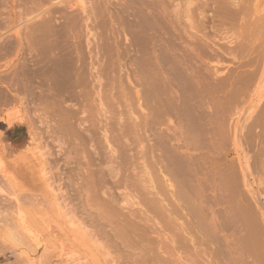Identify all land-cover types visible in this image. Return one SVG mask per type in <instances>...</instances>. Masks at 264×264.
Returning <instances> with one entry per match:
<instances>
[{
	"label": "bare ground",
	"instance_id": "1",
	"mask_svg": "<svg viewBox=\"0 0 264 264\" xmlns=\"http://www.w3.org/2000/svg\"><path fill=\"white\" fill-rule=\"evenodd\" d=\"M21 1L22 0H20V2ZM95 1H98V0H95ZM134 1H137V0H133L131 2L133 3ZM139 1L141 2V0ZM211 1H213V3L216 4L215 12L216 13L218 12L217 13L218 15H214V17L217 16L216 17L217 20H215L214 17H213V20H215V23L217 22V26L219 27V28L214 27L217 33L215 35L220 38L218 40L216 38H207V37H206L207 39L206 38L204 39L203 37L205 36V34H203L204 35L203 37L201 36L204 39V41L200 39V37H198L199 40L195 38L197 39L195 41H198V46L196 47V44L193 45L194 47H196L195 50H193L194 52L192 51V48L190 49L191 44L187 45L189 47L190 52H186L188 47L185 48V46H183L182 44L180 45L179 43L178 44L180 46H176L173 44L170 45L171 44L170 43L168 44L167 49L165 48V51L168 55H170V52L171 54L174 53L172 54L173 57L172 55H170L172 57L171 59H170V56L169 58L168 57L167 58L168 60L170 59L169 60L170 63L172 62L173 70L175 71V73L173 72V70L172 72L176 75V78L175 76L173 78H175L176 80L175 84L177 85V88H179L178 96L180 97H174V98H177L175 99L176 105L174 104L177 109L176 108H173V109L177 110L176 112L179 114V116L181 115L182 117L181 119L183 122V126L185 127V132H182V135L183 133L185 134V136L183 135V138H186L185 141L189 143V145L192 148H194L195 150H198L196 152L199 153V154L197 153L198 155H195L196 154L195 153L194 154L195 156L191 158L190 162L185 167L183 166L182 168L181 167L182 165H181L180 167L182 169L179 168L180 169L179 171H181V175L188 176V182L190 183L191 186H189V183H184L185 185L184 184L182 185L186 187L188 186L187 188L191 189L190 192L192 193L193 198L192 199L189 198L190 199L189 201L191 202H187L186 205L184 204V207H182L183 205H180V204L178 206H173L168 201L165 202L164 200L163 201L161 200L162 202H159V201L157 202L155 200V203H159L157 205H155L154 203V205L156 206L155 207L156 210H155L152 207L153 204L151 205L150 203H148L149 211L154 209L155 211L153 210V212L156 215L154 214L153 216H156L157 220L159 219L158 221L160 222L156 223L155 225H151V226L146 225V227L140 226L139 223L136 224L135 221L133 220L131 221L130 219L124 217L125 215L123 216L122 214L123 209L122 208L117 209L116 207L117 205L115 206L117 212H119V210L121 212H119L118 215H116V217L119 216L116 218L114 215L115 213H117L114 207L115 204L110 202V201H113L114 197L113 199H109L105 196L108 193L103 194L104 192L103 193L101 192L105 196L104 197L102 195L103 198H106L105 201H103L104 199L103 200L101 199V202L103 201L101 203L99 201V199L102 198L100 193L98 194V196L96 195V193L99 192V189L97 192L94 191L95 189L97 190V188H99L97 187L99 185L96 184L97 180L96 178L94 179V177L101 176L99 177L100 178L99 181L101 182V178L102 177L105 178L104 175L106 176L108 174L112 178L113 177L117 178L121 172V171L119 172V170L117 169L120 165L117 163H120L121 159L120 157H117L116 155L120 151L119 149H117L119 152L116 153L117 150L114 149L115 140L114 138L112 139V136H111V139H109L110 137H108V135L105 134V137H106L105 140H107V142L105 141L107 143L106 145L107 147L105 145L103 146L104 148L103 150L106 151V152L103 151L105 156L101 153V155L105 157L104 158L102 156L101 158V159L104 158L103 159L104 164L106 163L109 165L107 169H106V166H107L106 164L104 166L105 169L103 166L101 167L98 166L100 167V170L98 169L99 176H96L98 171L96 172V174H94L92 171L89 172L95 175L94 177H92L93 179L91 178L92 174L91 175L86 174L88 177L90 176L89 179L96 180V181H91L94 183L88 182L89 180L88 177L82 176L85 179H88L87 182L84 179L85 182L87 183V186H86V183L84 181L83 182L85 183L84 185L87 188L84 186L85 190L84 189L82 190H84L85 192L86 190L87 192L89 190L93 191V192L91 191L92 195L90 191L88 195L86 194L87 198L85 199H87L86 200L87 202L86 201L85 202L87 203V205L80 198V200H82L85 203L84 206L86 207H84L82 210H81L82 208L81 206L76 207L77 204L74 203L73 201L75 200L72 199V197L74 196L73 191L72 193H70L69 191L70 189L69 190L66 189L70 185L76 186L74 184H76L78 181L75 183L74 181L75 176L78 177L79 181L82 179V177L78 176V173L76 172H79V169L84 164H86V163H83L84 159L78 162V166L77 164H75L76 165L75 168H77L79 167L81 162L83 163V165L82 166L80 165L79 169L76 170V172L74 171L77 174L75 175L74 173L75 175L73 176L74 178H71L72 180L74 179L73 180L74 183L69 184V186H67L66 188H64L65 185L64 187H62L63 184H65V182L61 180L66 179V177L62 179L64 177L62 176L61 178L62 169L59 168L60 165L58 166V162H55V159H54L57 155L53 156L56 152L55 150H53V152H55L53 154L51 150L49 149V147H52L50 146L52 144L55 147L59 145L60 149L61 148L64 149L65 148L64 146L66 144L64 145L62 144V143H65L64 142L65 139H63L62 136L64 138L65 136H68L67 141L69 139V136L72 134H74L73 135L74 137H75V134L79 136V137L77 136L78 138L76 140H78L79 138L80 139L83 138L81 136L83 135L82 133H84L83 135L84 137H88V135L86 136V134L89 133V129L87 128L84 129V126L88 123L91 124L92 122V121L90 122L89 120L90 117L88 116H87L88 117L87 119L85 116V119H86V122H85V119H83L84 117L83 118L80 116L77 117L76 115L77 113H75L73 109L66 107L65 105L69 102V100L64 95H92V94L93 95H111L113 94V93H110L113 90L111 79H114V78H111L110 76H114L115 74V77H116L117 73H115L116 72L115 66H114L115 64L114 63L112 64L113 62L112 60H111L112 62L109 61L111 62V64H106V59L103 58L105 61H103L102 63L101 61L102 57L101 58L99 57L100 64L98 65L95 63L94 60H92L93 52H95L94 49L90 51L91 52V59H90L91 61L89 60L90 62H86L90 54L88 55L87 58H85L87 60L83 61L84 57H86L88 54L87 52H86L87 54L84 57L82 56L83 53L80 51L79 52L81 54H79V56H77L79 52H76V51L75 52L77 55L71 54L68 56L66 54H62L61 53L62 38L60 34L56 33L54 35H51V34H47L44 30H42L41 41L36 49V52H38V56H37L38 58L36 60L33 59L32 61L25 59L22 62L20 69H18V71L14 74L13 78H15L17 81V87H21L22 89L27 90L30 93H31V90H30L31 85L34 86L35 84H39L42 86L41 88H39V90L41 91L40 95H47L46 102L48 106V112L47 114H45V116H40L41 114L39 115L41 117V118L39 117L40 118L39 122L41 124L39 127L45 126L48 128L47 130L49 131L50 129V131L47 132L45 130H42V128L45 129V127H41V129L39 127H36L34 123V117L36 116V114H33L35 115L33 117L32 114L26 112L25 110H21L16 113H8V114L6 113L5 116H2L0 114V127H4V125L7 124L8 130H11L16 125V123L26 124L28 126L29 138L31 140V141L29 140V142L33 143L32 145L31 143H29L31 145L30 147L33 146L32 148H30L28 145V147L26 148V151L20 152L21 154L14 156L11 161L8 160V159H11L9 156L5 158L2 157L3 162L0 161V173H2L3 175V178L0 179V261L1 262L4 260L3 262L4 264H23V263L24 264L25 263L26 264H48L50 263V261H56V259H60L62 261V264H98L100 262L103 264V262H107V261H110L113 264H264V204H260L261 206L258 204L260 202L264 203L261 201V200H264V197H263L264 195L262 196V194H264V191H262L263 193L261 192V189L264 190V97H261L259 102L257 101L259 105L258 104L254 105L255 107H252L253 108L252 111L247 112L246 110L247 113L239 112L238 109L240 107L236 106L237 100L239 98H244L246 96L245 93L248 92L247 90L249 89V86L258 77V76L256 77L255 65H254V62L252 61L250 62L248 61L246 63L244 60H242V62L240 61L241 64L240 65L238 64L237 66V68L238 67L240 68L239 73H236L233 76L229 74L227 76L214 80L212 78L211 72H209V69L204 68L205 66L203 65V63L205 64L207 62H203L202 64H199V62L197 61V59H200V57H202L203 59L206 56V55L202 56L203 53H205L208 50L212 51L214 47L218 48V50L223 49V53L225 52L224 54L232 58L233 61L235 60L238 61L239 59L237 55L235 54V52H238V51L244 52V50L247 51V49H249L248 50L249 52L252 51V49L250 50L251 48L250 46H249L250 48L247 47L248 40H249V37H247V35L249 36L251 35L249 33L247 35L245 34L246 38L248 39L247 40L244 39L245 41L243 42L242 39H243L244 34L243 33H242L243 35L239 34V37L242 38L241 42L245 43L247 41L246 42L247 45H244L243 43L237 44V38L239 40V37L233 36L234 34L233 35L224 34V32L222 31L224 29H232L234 27L235 29L242 28V32H245V31L250 32V33L254 32L256 34H253V35H259L258 33L261 31L263 32V29H264V18H263L264 16L263 17L261 16L258 18H255V16H253L254 18L251 17L250 13L252 11L254 3L253 5H251L252 1L250 2V0H241L243 2L240 1L241 2L240 5L238 3H233L235 0L233 2L232 0H211ZM76 2L78 3L77 5L82 9V11L87 14V17H88L87 21L89 22V20L92 19L94 16H92L91 18L92 14L90 13L91 15H89V12L87 11L89 10V5L87 6V3L90 4L92 3V1L91 0H76ZM137 2L131 5L132 8L133 7L134 9L137 8V11L134 13V17L137 19L136 21H138L136 25V30H134L135 37L134 36L133 37L135 38V40L133 41L137 43L135 45H137L136 47H138L139 49L138 51H142L145 48H143L142 47L143 45H140V44L143 38H145L143 37L144 33L147 32V30L145 31V28L147 29L149 27L148 25H150L149 24L150 21H147V19L149 20H151L152 18L153 20L156 19L154 20L155 23L153 21L154 23L152 24V28H153V26L156 27L157 21L159 22V20H157L159 16L157 15L158 16L157 17V16H153V14L152 15L149 14V16L151 15V18H149L148 14H146L147 12L146 13L144 12L145 11L144 3H140V2L137 3ZM206 2H208V5H209V0H207ZM203 3L204 2H202V4ZM231 4H232V7L235 6V8L236 7L237 8L236 9L232 8L230 6ZM201 5L198 6V8H200ZM93 6L95 7L94 3H93ZM98 6H101V5L99 4ZM206 6L207 4L206 5L203 4L202 9L209 7V6L208 7ZM148 7H150V2H149ZM196 7L197 6L195 5V8ZM96 8H94V10ZM125 8L130 9V8H127V6ZM27 9L29 8L27 7ZM134 9L132 10L135 11ZM94 10L91 9L92 12ZM41 11H39L38 14H40ZM98 11L97 9L95 10V12L97 13ZM160 16L162 15L160 14ZM239 18L242 19V23H240L241 25L239 24V22H241ZM36 19L34 18V20ZM163 19H166V18L163 17ZM96 23L98 24L99 22H96ZM215 23L213 22V26ZM235 24H237V26H235ZM201 25L202 24H200V27L202 28L203 26ZM228 25H230V27L227 28ZM159 29H161V27ZM159 29L157 31H159ZM37 30H40V27H38ZM155 30L156 29L153 30L154 33L157 32V31L155 32ZM2 36L4 35H1L0 39L3 38ZM91 37L96 39L95 34L92 35ZM119 37H122V36H120L119 34ZM258 37L260 38V36ZM258 37L254 36V39L255 38L259 39ZM93 38H92V41L86 39L89 45L93 44L92 42H94V44L96 43ZM103 38H101V41H103L102 40ZM251 38H253V36H251ZM254 39L250 40L252 41V44L256 41V40L253 41ZM261 39L263 41L264 38L261 36ZM106 40H108V38ZM106 40L103 42V44L104 43L106 44ZM112 40L114 41L115 38ZM201 40H202V43H201ZM101 41H99V43ZM170 41L172 40H169V42ZM99 43L95 44L97 48V53L98 52L100 53V50H98L99 49L98 46H100V49L101 47L102 49L104 48L103 46H101L102 42L100 43V45L97 46V44ZM112 43L113 42L111 41L110 45ZM133 44L132 45L130 44V45L134 46ZM260 44L258 43L257 45L260 46ZM82 45H85V44H82ZM82 45H79L80 49L82 50L88 47L87 46L88 44L86 45V47L84 46V48H82ZM95 45L93 47H95ZM112 45L110 46L111 48H112ZM262 45L263 44H261V46ZM106 46H108V44H106ZM182 46L186 50H183ZM245 46L247 47V49H244ZM2 47H3V43H0V48ZM241 49H244V50H241ZM147 50L149 51V49ZM110 54H113V52H111ZM216 54L217 52L215 53V55ZM208 55H210V53ZM250 55L251 56L249 57H252V54ZM246 57H245V60H246ZM167 58H166L165 64H167L168 62ZM108 59L109 58H107V60ZM163 59H165V57ZM249 59L253 60L254 58L253 59L249 58ZM160 60H162V57ZM159 61H158V64H159ZM164 61L165 60H163L162 62L164 63ZM243 61L245 63H243ZM254 61L257 62V59H255ZM193 65L194 66L199 65L198 66L199 69L195 70L194 69L195 67H194L193 68L194 70H193L192 69ZM202 65L204 67H202ZM260 65L258 66L261 67ZM171 66L169 68L170 70L168 71H171ZM259 69L261 70V68ZM113 72L114 74L112 75ZM154 74H155V71H154ZM172 74L170 76H172ZM157 75H159V72ZM163 75H162V78H164ZM215 76H216L215 78H217V75ZM108 77L111 78L110 82H107L109 80ZM232 77L234 78V80H232L233 79ZM207 78L210 80L212 78L213 81H209L207 80ZM19 89L15 90V88L14 89L9 88L8 91L1 90L0 99L4 103H7V101H10L13 99V97L12 96L10 97L8 94L14 93L13 91H16V94H17ZM109 90L111 91L109 92ZM152 91L156 92L155 90H152ZM170 91H173V90H170ZM175 92L177 93V90ZM153 94L155 95V93ZM245 99L246 97L244 98V100ZM15 101H18V98H16ZM244 102L246 103V101ZM172 103H174V101ZM20 104H23L22 100L20 101ZM162 108L163 106L161 107V109ZM165 111L166 110H164V113ZM104 116L103 118H105ZM98 117H96L97 120L95 119V117L93 119L98 121ZM100 118H102L101 115H100ZM80 119L82 120V122L80 121ZM107 119L109 120V118ZM95 120L94 122H96ZM112 120L113 119H111V122ZM76 123L78 127L80 128V130H82L83 128L84 131L87 130L88 132H80V130L76 127ZM98 123L99 122H96L95 125H97ZM109 123H110V120H109ZM80 124H83L84 126L82 125L79 126ZM111 125L109 124L110 130H111V127L113 126ZM51 126L54 128H51ZM92 127L94 128V125ZM92 127L90 129H92ZM77 129L79 130V132L77 131ZM106 130L107 131L109 130L107 129V125H106L105 131ZM110 130H109V134L112 131ZM44 131L46 132V136L44 135L46 138H47V134L48 135L50 134L48 138L49 137L51 138V143H50V140H48V138L47 139L45 138L43 140L44 136H42L43 134L42 132ZM103 132H102V135L104 136L105 132L104 133ZM113 132L114 131H112L111 133ZM99 133H101V130L98 131L97 133V136L101 138L100 136L101 134L98 135ZM89 135H92V133ZM94 135H92V139H98L99 141V138H96V137L93 138ZM0 138L3 139L2 135H0ZM62 139H63V142L61 143ZM86 139L88 140V138ZM45 140H48V142L45 143ZM102 140H104V138H102ZM102 140H100V143L105 144V142ZM108 140H114L113 143L111 142L112 144H114V146ZM116 140H118V138ZM75 141H71V142H75ZM53 142L57 143V145H54ZM115 142H117L119 145V141H115ZM120 142L121 144L118 146L119 148L122 146V143H123L122 139ZM68 143H70V139ZM76 143L75 144L70 143V144L76 145ZM78 143H83V141L78 142ZM244 143L247 144L248 147L254 146L255 148V149H252L254 151L253 153L254 157L252 155L251 156L254 158V160L251 162H250V158L252 157H250L249 156L250 154H248L249 150L247 151L248 153L246 152L244 148L245 146L243 145ZM82 145L79 144L77 146H82ZM85 146L87 145L85 144ZM91 147L88 149L89 150L88 152H92L95 149L99 151V148L97 147L91 148ZM125 147L126 145L124 144V148ZM0 149H1V153H4V150L6 152L7 150L6 148H0ZM8 149L11 150L10 146L8 147ZM62 149L61 151L64 153L65 150L63 151ZM90 149H92V151H90ZM67 150L65 151V154ZM79 152L81 151H78V153ZM86 152H87V149H86ZM88 152L87 154H89ZM94 152L95 151H93V153ZM121 152L119 153L120 156L123 155V152L122 153ZM126 152L124 151V153ZM83 154L84 153H81L80 155H83ZM60 155H62V153ZM69 155L67 156L69 157ZM78 155L79 154H77L76 156L78 157ZM94 156H95V153H94ZM57 157H56V160H59L58 159L59 157L58 158ZM167 157L169 156L167 155ZM171 157L172 158L168 159L167 162L169 163V165H171L170 167L171 171L174 174H178L179 171L177 169V165L179 164V162L180 163L182 162L181 161L177 162L175 161L177 160L175 159V157L173 156ZM79 158L81 159L82 157L80 156ZM116 158L120 159V160H117V163H116ZM71 160L72 159H70V162L69 161L65 162V164L71 163V162L74 163L73 162L74 159L72 161ZM75 160H78V159H75ZM87 160L88 159H86V162L89 161ZM94 161L96 160L94 159ZM123 161L122 163L126 165V163H124ZM176 162L178 164H176ZM90 163H91V169L95 168L93 167L95 166V164H92L94 162H90ZM115 163L116 165H118L117 167L116 165H114ZM252 163H256L255 164L256 167ZM110 164H111V167H110ZM250 164L254 165V168ZM89 165L90 164L87 163L86 167H89ZM70 166L71 165L69 164L67 165V168H64V169H68V168L70 169ZM86 167L84 168L87 169ZM122 167L120 166L119 168H122ZM56 168L58 169V171L61 170V173L53 172ZM82 169L83 167L81 168V170ZM68 171L72 172L70 170ZM116 171L119 172V174L116 173ZM64 173H67V172L64 171L62 174ZM86 173H88V171H86ZM124 173L126 174V171ZM115 174L116 175L118 174V176H116ZM259 176L260 177L262 176L261 178L263 179V182ZM110 177H107V178L112 179ZM103 178H102V182H104ZM115 178H113L114 181H116ZM254 178H256L257 180L261 179L260 181H258L260 183L258 184H256L257 182L255 183L256 185L260 186V188L258 189L254 188L253 186L255 185L253 181ZM72 180L70 182H72ZM106 180H105V185L110 183V182L106 183ZM81 183L82 182H80V184ZM90 183L93 185H91ZM118 183L116 185L120 184ZM123 183L124 181H122V184ZM78 184L77 186L80 185ZM94 184L95 186L97 185L96 186L97 188L94 186ZM101 184L102 183H100V185ZM137 184H135V186ZM72 186L70 187L72 188ZM24 188L27 191H24L25 190ZM63 188L65 189V191L63 190ZM79 189H81L80 186H79ZM117 189L118 188H116L115 186L116 191ZM78 190L75 189L74 191L80 192V190L79 191ZM82 190L81 192L84 193V191ZM106 190L110 191L108 189ZM210 190H214V192L216 193V196H214L212 200L217 204L222 203L221 205L223 206L221 210H219L218 212H215L214 214L215 217L211 218V221L212 223H214V226L217 227V225H219L220 226L219 228L221 229L223 228L225 230L226 236L224 237V239H221V237L219 238V236H216L217 233H215L214 235L215 237L211 238L212 239L211 240L209 236V234L211 233H209V228H207L205 224L207 220L205 208L207 204H209V200H210L209 197H207V193ZM137 191H138L137 193H139V190ZM113 192H114V189H113ZM125 192H128V191H125ZM66 193L68 195H66ZM69 194L73 196L71 197V195ZM76 194H75L76 195L75 199L78 200L79 195L81 194L79 193H76ZM94 194L95 196H97V197L94 196L95 198H97L95 200L94 198L93 199L90 198V197H93ZM144 194L146 195V193ZM185 194L188 195L189 192H186L185 190H183V192H181V195L184 197L186 196ZM110 195H113V194L110 193ZM156 195H158V193ZM67 196L71 197V199L69 198L70 202ZM124 196L122 197L124 198ZM130 197L126 195L125 200H123L124 202L126 201L125 204L128 205L127 209L126 208L124 209V211L126 212L127 210L130 209V206H133L136 204L135 203L136 201L133 202V200H131ZM116 199H119V197H117ZM80 200H78L79 202L78 201L76 202L80 204L83 203L82 201L80 202ZM91 200L95 201L93 202L94 204L91 203L92 202ZM117 201L119 200H116V202ZM153 201L154 199L151 202L153 203ZM254 201L256 203H254ZM96 202H98V205H95ZM99 202L101 203V205L99 204ZM145 203L146 201L144 202V204ZM253 203L256 204L255 205L256 208ZM125 204L122 203L121 205L125 206ZM257 204L260 206L259 208ZM140 205L141 203L138 206L140 207ZM181 208H183L184 210H181ZM139 213L140 211L138 212V214ZM191 213H193L194 215V221L198 223V225L200 226V228L197 231L193 229L192 223L188 219ZM125 214L126 216L128 215V213H125ZM133 215L134 214L132 213V216ZM136 215L137 213L135 214V216ZM120 216L122 218H120ZM181 219H183V221L179 222V220ZM59 235H62L60 237H65V236L66 237L60 238ZM211 241L213 242V245H215L214 251H211L208 248V245ZM78 251H83L85 255L81 252L84 256L81 253L78 256L77 255ZM113 252H116L117 254L113 255ZM88 254L94 257L90 256L91 259H87L89 257ZM84 258H85V261H84Z\"/></svg>",
	"mask_w": 264,
	"mask_h": 264
},
{
	"label": "rangeland",
	"instance_id": "2",
	"mask_svg": "<svg viewBox=\"0 0 264 264\" xmlns=\"http://www.w3.org/2000/svg\"><path fill=\"white\" fill-rule=\"evenodd\" d=\"M91 1H92V3H90L91 5L87 3V6L89 5V10H87V11L89 12V15L92 14L91 18H92V16H94V17L92 19H90L88 22L87 21L88 20L87 14L84 13L82 11V9L77 5L78 3L76 2V0H22L21 2H20V0H0V36L4 35V36H2L3 38L0 39V43H3V47L0 48V91L1 90L8 91L9 88H13V89L15 88V90L21 88V87H17V81L15 78H13L14 74L18 71V69H20L22 62L25 59L32 61L33 59L36 60L38 58L37 57L38 52H36V49H37V47L41 41L42 30H44L47 34H51V35H54L56 33L60 34V36L62 38V41H61V53L62 54H66L68 56L71 54L77 55L76 52L80 51L83 53L82 56L84 57L88 53L87 56L84 57L83 61H86L87 59H85V58H87L88 55L90 54L88 57V60L86 61V62H90L91 61L90 60L91 59V52L90 51L94 49L95 52L92 51L93 52L92 60H94L97 65L100 64L99 57L100 58L102 57V60H101L102 63H103V61H105L104 59H106V64H111V62L113 61L112 64L113 63L115 64L114 66H115V71H116V72L115 71L114 72L117 73L116 74L117 76L115 77V74L113 72L112 75L114 74V76H110V77L114 78V79H111L110 77H108L109 80L107 81V82H110V79H111V84L113 86V90H112L113 92L111 90H109V92L111 91L110 93H113V94H111V95H93V94L92 95H64L69 100V102L65 106L70 108V109H73V111L75 113H77L76 114L77 117L78 116H80L82 118L84 117L83 119H85V116H86V119L88 117H90L89 120H90V122L92 121L91 122L92 125L88 122H87L88 124H86L85 126L83 124L79 125V126H81V125L84 126V129H86V128L89 129V133L88 134L85 133L86 136L88 135V137H84L83 136L84 133H82L83 135L80 134L83 138L82 139L79 138V139L82 140L83 143H78V142H82V141H80L79 139L76 140L79 137L77 134H75L76 138L73 136L74 134L69 136L70 143L75 144L77 142L76 145H72V144L68 143V141H69V139L67 141L68 136H65V138L62 136V138L67 141L66 142L64 140L65 143H62L63 139L61 141V143L63 145L66 144L64 146L65 148L64 149L61 148V149L63 151L64 150L66 151L68 149L66 154H65V151H64V153L61 151L59 145L55 147L52 144L51 145L49 144L50 146H52V147H49L51 152L53 154L56 152L53 156L57 155L59 157L58 158L56 156L59 160H56V157L55 158L53 157L55 159V162H58V166L60 165L59 168L62 169V173L64 171H66L67 173L62 174L61 170L58 171L57 168L53 172H56V173L60 172L61 178H62V176H64L62 179H64L66 177V179L61 180V181L65 182V184H63V182H62V184H63L62 187H64V185H65L64 188L69 186V184L74 183L73 182L74 179L72 180L71 178H74L73 176L77 175L76 173H78V176H80V177H82V176L88 177L86 174L91 175L92 173H89L91 171L94 174H96L98 169L100 170V167L101 166L104 167L106 164V163L104 164V162H103V159L105 158L104 152H106L103 150L104 149L103 146L107 145V143H106L107 140H105V138H106L105 134L108 135V137H110L109 139H111V136H112V139L114 138L115 141H119V145L121 144L120 141L122 139L123 143L127 147V148L125 147L126 149L124 148L123 143H122V146L119 148L118 147L119 145L117 142H115L114 140H108L110 143L111 142L113 143V141H114L115 146H114V144L111 143L114 146V149H116V150L119 149L120 152L124 149L122 151L123 155L127 154L126 157H125V155H124V157H123V155H121L123 158L122 159L120 154H119L120 152L118 150L117 151L115 150L116 153L119 152L116 155H117V157H120V159H121V162L118 161L120 163H117V160H120V159L116 158V163L120 164L119 167L120 166L122 167L124 165L122 167L123 169L119 168V167L117 168L119 170V172L121 171L119 176H118L119 172H117L118 170L115 168L117 170L116 173H118L117 175L116 174L115 175L118 177L117 178L113 177V178H115L116 181H114V179L107 174L106 176L110 177L112 179H109L104 175L105 178L102 177L104 182H102V178H101V182H100L99 177H101V176L98 175V173H99V171H98L96 176H99V177H94L95 176L94 174L91 175V178L94 177V179L96 178L97 181L92 180L93 178L89 179L90 176L88 177V179L90 181L88 179H85L84 177H82V179H83V180L81 179L82 181L81 180L79 181L78 177L75 176V180H74L75 183L78 181L76 184H74L76 186L70 185V186H72L73 190L70 186L67 187L66 189L67 190L70 189L69 190L70 193H72V191H73L74 196L71 194H69V195H71V197L73 196L72 199L75 200V201H73L74 203H76L77 205L79 204L78 206L76 205V207L81 206L82 207L81 210H82L84 207H86V206H84L85 203L87 202L86 201L87 199H85V198H87V195L90 191L89 190L87 192V190H86L87 193L84 191L85 190L84 184L87 182V180H88V182L96 181L97 182L96 184L99 185V186H97V185L96 186L99 188H97L94 184V186L97 188V190L96 189L95 190L93 189V190L97 192L99 189V192L96 193V195L98 196V194L100 193V195L102 197L99 199L100 202H101V199L102 200L104 199L103 201H105L106 198H103V196H104L103 194L108 193L107 194L108 196L107 195H105V196L109 199H113V197H114V199H115V200L113 199L114 202L110 201L109 199L108 200L115 204L114 207L117 205L116 206L117 209H120V208L123 209L122 214H123V216L125 215L124 217L130 219L131 221L132 220L135 221L136 224L139 223V225L143 226V227L144 226L146 227V225L147 226L155 225L156 223L160 222V221H158L159 219L157 220L156 216H153L155 214L153 212V210L156 207L155 205L159 204V203H155V200L157 202L158 201L162 202L163 200L165 202L168 201L173 206H178L180 204V205H183L182 207H184V204L186 205L187 202H191V201H189L190 199L193 198L192 193L190 192L191 189L190 188L188 189L187 188L188 186L187 187L184 186L185 185L184 183H189L188 182V176L181 175V171H179V170L182 169L183 166L185 167L190 162V160L193 156L199 154L198 152H196L198 150H195L194 148H192L189 145V143H187L185 141L186 138H183V135L185 136V134L183 133V135H182V132H185V127L183 126V122L181 119L182 117H181V115L179 116V114L176 112L177 110L173 109V108H176L175 107V105H176L175 99H177L174 97H180V96H178V91H179L178 89L179 88H177V85L175 84L176 83V80H175L176 75L174 74L175 71L173 70L172 62L170 63V61H169L173 57L172 54H174V53L171 54V52H170V55H172V57H171L170 55H168L166 53L165 48L167 49V46L170 43H171L170 45L173 44L176 46H180L182 44L183 46H185V48L188 47L187 45L191 44L190 49L192 48V51H193L198 46V41H195L197 39L199 40L198 37H200V39H202L203 41L206 37L207 38H216L218 40L220 37H217L215 35L217 33H216V30L214 29V27H218L217 22L215 23V20H217L216 19L217 16L214 17V15H218L217 14L218 12L217 13L215 12L216 4H214L213 1H211V0H209V5H208V2H206L207 0L206 1L205 0H156V1L155 0H146V1L144 0L145 2L143 0H141V2L139 0H137L138 2L134 1L133 3H135V2L144 3V5H145V9H144L145 11L144 12L145 13L147 12L146 14H148V16H149V14H151V15L153 14V16L158 15L159 18L162 17L160 19L157 18L158 16L156 17L157 20H159V22L157 21V25L156 24L155 25L158 29L161 27V29H159V31H157L158 29L155 26H153V28H152V24L155 23L154 20H156V19H154V20H153V18L151 20L147 19V21H150V23H149L150 25H148L149 27L147 29L145 28V31L147 30V32H145L143 35V37H145V38H143V40L144 39L145 40L144 41L142 40L141 44H140V45H143L142 47L145 49H143L142 51H138L139 49H138V47H136L137 45H135L137 43H135V41H133V40H135L134 30H136V25L138 22V21H136L137 19L134 17V13L137 11V8L134 9V7L132 8V6H131L133 4L131 1H133V0H131V1L130 0H98V1L94 0L96 2V4L93 0H91ZM233 1L234 0H232V2ZM236 1H238V2H236ZM240 1L241 0H235L233 3H238L240 5L241 2H243V1H241V2ZM251 1H252L251 5H253V3H254L253 8L255 7L254 9L252 8V11L250 13L251 17H253V16H255V18H258L261 16L263 17L264 16V0H250V2ZM149 2H150V7H148ZM202 2H204L203 3L204 5L207 4L206 7H208V6L209 7L204 8L205 10L202 9L203 8ZM93 3L95 5V7L93 6ZM98 3L102 7L98 6L99 5ZM255 3H257V4H255ZM199 4L200 5L202 4L200 8H198V6H200ZM25 5H26V7H25ZM195 5L197 6L196 8H195ZM91 6H92V8H91ZM96 6H97V8H96ZM126 6H127V8H130V9H126L125 8ZM151 6L154 8H152ZM230 6L232 7V4ZM27 7L29 9H27ZM94 8H96L97 11L99 10L100 12L99 11H98V13L95 12L96 9L94 10ZM232 8L236 9L237 7L235 8V6H234ZM91 9L94 10L93 12L96 13L98 16L96 14H94L91 11ZM124 9H126V10H124ZM132 9H134L135 11H133ZM201 10H202V12H201ZM39 11H41L40 14H38ZM154 13H155V15H154ZM41 14L43 15V17ZM160 14L162 16H160ZM151 15L149 16V18H151ZM39 17H40V19H39ZM163 17L166 19H163ZM204 17H206V18H204ZM213 17L215 20H213ZM34 18L35 19L38 18V19L34 20ZM239 19L241 21V22H239V24H240V23H242V19L241 18H239ZM32 20H34V21H32ZM99 20H101V21H99ZM94 21L99 22V23L97 24ZM153 21H154V23H153ZM203 21H204V23H203ZM32 22L33 23L35 22L36 24L35 23L33 24ZM213 22L215 23L214 26H213ZM158 23L161 24L162 26L159 25ZM200 24H202L201 25V26H203L202 28L200 27ZM158 25H159V27H158ZM235 26H237V24H235ZM38 27H40V30H37ZM228 27H230V25H228L227 28ZM233 28L232 29H224L222 32H224V34H227V35H233L234 34L233 36H237V37H239V34H241V35L244 34L243 39L239 37V40H238V38L236 37L237 38V44L238 43L242 44L245 40H247L248 38H246L245 34L247 35L249 33L251 36H253V38H251V36L247 35V37H249L247 47L250 46L251 48L250 47L249 48H250V50L252 49V51L249 52L248 51L249 49H247V47L245 46L246 48L244 47V49H247V51H245L244 49H241V50H244V52L243 51L235 52V54L237 55L239 60L233 61L232 58H230L226 54H224L225 52L223 53V49L218 50V48L214 47L213 49H214V51L216 50L215 52L213 51V49H212V51L208 50L209 52L203 51L205 53H203L202 56L206 55L205 56L206 58L204 57L202 59V57H200V59H197V61L199 62V64H202L203 62H207L205 64L203 63V65L205 67L203 65H202V67L209 69V72H211L212 78L214 80L218 79V78H222V77L227 76L229 74H231V76H233L234 74L239 73L240 68L239 67L237 68V66H238V64L239 65L241 64L242 60H244L246 63L248 61L254 62L255 70H256V77L257 76L258 77L257 78L255 77L256 79L251 84L252 86L250 85L249 89L247 90L248 92L245 93L246 99L244 100L245 97L239 98L236 102V104H237L236 106L240 107L239 109L237 107L239 112H246V110H247V112H250L253 109L252 107H255L254 105L258 104L257 101L259 102L261 97H264V92H263L264 91V82H263V80H264V57H263L264 56V39H263V41L261 39V36L264 38V35H263L264 29H263V32L261 31L258 33L259 35H253L256 33H254V32L250 33V32H246V31L242 32V28H240V29H238V28L233 29ZM154 29H156L155 32L157 31L158 33L157 32L154 33V31H153ZM8 30H9V32H8ZM239 30H241V31H239ZM132 31H133V33H132ZM146 33H147V35H146ZM261 33H263V34H261ZM94 34L96 36V39L91 37ZM100 34H101V36H100ZM119 34L122 37H119ZM203 34H205V36ZM99 36H100V38H99ZM103 36H104V38H103ZM201 36L202 37L204 36L203 37L204 39ZM254 36L255 37L260 36V38L258 37L259 39H256V38L254 39ZM92 38L94 39V41L96 43H99V41H101V38H103L102 39L103 41H101L102 44L108 38V40H106V44H108V46H106L105 43L103 45L101 44V46L104 47L103 48L104 50L102 49V47L100 49V46H98V45H100V43H101L100 42L99 44H97V46L99 47L98 50H100V53L99 52L97 53V48L95 45L96 43L94 44V42H92L93 44H91L92 45L91 46L86 41V39L92 41ZM114 38H115V40L113 41L112 39H114ZM195 38H197V39H195ZM241 39L243 40V42H241ZM252 39H254L253 41L256 40L253 44H252V41H250ZM169 40H172V41L169 42ZM202 40H201V43H202ZM258 40H259V42H258ZM111 41L113 42L112 43L113 45L111 44L112 48L110 47ZM193 41H195L197 43H195ZM133 42H134V44H133ZM246 42L243 44L247 45ZM249 42H251V43H249ZM260 42H261V44H263L262 46H261ZM258 43L260 44V46L257 45ZM82 44H85V45H82ZM120 44H121V46H120ZM130 44L131 45L133 44L134 46H131ZM195 44H196V47L193 46ZM79 45H82V48H84V46L86 47V45L88 47L82 50V49H80ZM94 45H95V47H93ZM114 45H115V47H114ZM199 46H200V44H199ZM89 47H91V48H89ZM211 47H210V49H211ZM253 47H255V48H253ZM258 48H259V50H258ZM147 49H149V51ZM182 49L186 50V49H184V47ZM80 52L78 53L77 56H79V54H81ZM111 52H113L114 55L110 54ZM186 52H190L189 47L187 48ZM216 52H217V54L215 55ZM107 53L109 56L107 55ZM209 53H210V55H208ZM243 54H245L247 57ZM250 54H252V57H249V56H251ZM253 55H254V57H253ZM94 56H95V58H94ZM169 56H170V59L168 60ZM200 56H201V54H200ZM255 56H257V57H255ZM161 57H162V60H160ZM164 57H165V59H163ZM245 57H246L247 61L245 60ZM107 58H109V59L111 58V59L107 60ZM166 58L168 61L167 64H165ZM249 58H251V59L254 58V59L250 60ZM255 59H257V62L254 61ZM163 60H165L164 63L162 62ZM109 61H111V62H109ZM158 61H159V64H158ZM244 61H243V63H245ZM206 64H207V66H206ZM258 65H260L261 67H259ZM170 66H171V71H168V70H170L169 69ZM198 66L199 65H196V66L193 65L192 69L195 67L194 69L198 70L199 69ZM259 68H261L262 71ZM257 69H259V70H257ZM172 70L174 73L172 72ZM154 71H155V74H154ZM158 72H159V75H157ZM161 72H162V74H161ZM171 74H172V76H170ZM261 74H263V75H261ZM162 75L164 78H162ZM215 75H217V78H215L216 77ZM168 76H170V77H168ZM174 76H175V78H173ZM168 78H170L171 80ZM212 78H211V80L207 78V80L213 81ZM260 78H262V79H260ZM161 80L164 82H162ZM232 80H234V78ZM259 82L262 85H260ZM41 87L42 86L39 84H35L34 86L31 85V88H30L31 93L27 90L22 89V88L18 90L17 94H16V91H13L14 93L8 92L9 93L8 95L10 97L12 96L13 99L10 101H7V103H4L0 99V114L2 116H5L6 113L7 114L8 113H16V112H19L21 110H25L26 112L32 114L33 117L35 116L33 114H36V116L34 117V123H35L36 127H39L41 125L39 122L40 121L39 119L41 118L40 116H45V114H47V112H48V106H47V102H46V96L47 95H40L41 91L39 90V88H41ZM151 88H152V90H155L156 92L152 91ZM175 89L177 90V93L175 92L176 91ZM170 90H173V91H170ZM152 92L155 93V95ZM14 94H16V95H14ZM16 98H18V101H15ZM21 100L23 101V104H20ZM243 100L246 101V103ZM173 101H174V103H172ZM162 106H163V108L161 109ZM249 109H251V110H249ZM164 110H166L165 113H164ZM83 112H84V114H83ZM104 114H105V116H104ZM100 115L102 116V118H100ZM103 116L105 118L106 117L109 118L110 123H109V120L107 118L106 119L103 118ZM94 117L96 120H97L96 117H98V121L93 119ZM81 119H80V121L82 122ZM86 119H85V122H86ZM111 119H113L112 122H111ZM77 120H79V119H77ZM89 120H87V121H89ZM94 120L96 122H99V123L97 125H95L96 122H94ZM80 121H78V122H80ZM77 123H76V127L80 130ZM111 123L113 126L111 125ZM52 124H54V123H52ZM109 124L112 126L111 130L114 131L113 133H111L112 131L109 128L110 127ZM87 125H88V127H87ZM93 125H94V128L92 127ZM106 125H107V129H109L111 131L110 134H109V130L108 131L106 130L108 132V134L105 131ZM90 126L92 127V129H90L91 128ZM99 126H100V128H99ZM41 127H45V126H41ZM41 127H39V128L41 129ZM51 128H54V127L51 126ZM47 129H48L47 127H45V129L42 128V130L49 132L50 129H49V131ZM78 129H77V131L79 132ZM100 130H101V133H99L98 135L101 134L100 135L101 138L97 136V133ZM45 131L42 132L43 133L42 136H44V135L46 136ZM90 131H91L92 135L95 134L93 136V138H95V137L99 138V141H98V139H92V135H89V134H91ZM96 131H97V133H96ZM80 132H88V131L87 130L84 131L82 128V130H80ZM102 132L104 133V136L102 135ZM0 135H2V137H3V139L0 138V148H6L7 149L6 152L4 150V153H1V149H0V161L1 162H3L2 157L5 158L7 156H9L11 158V159H8L9 161H11L14 156H16L18 154L20 155L21 154L20 152L26 151V148L28 147V145L30 147L33 144V143L29 142L30 138H29V133H28V126L26 124L16 123V125L11 130H8V125L5 124L4 127H0ZM45 136L43 137V140L46 138ZM48 136H50V134L49 135L47 134V138H48ZM70 137L71 138L74 137V138H72V140H71ZM123 137H125V138H123ZM139 137H141V138H139ZM49 138H48V140H50V143H51V138L50 139ZM86 138H88V140ZM102 138H104V140H102ZM117 138H118V140H116ZM83 139L84 140L86 139L85 140L86 142ZM48 140H45V143H47ZM100 140H102L104 142L106 141L105 144H101ZM71 141H75V142H71ZM92 141H94V142H92ZM29 143H31V145ZM67 143L70 145V147ZM53 144L57 145V143H54V142H53ZM79 144L80 145L84 144V145L77 146ZM85 144L88 146V148H87V146H85ZM99 145H101V146H99ZM243 145L245 146L244 148H245L246 152L249 150V153L247 152L248 154H250L249 156L254 157V154H253L254 151L252 150V149H255L254 146L248 147L247 144H245V143ZM9 146H10L11 150L8 149ZM91 146L95 147V148L96 147L99 148V151L97 149L93 150V151H95L94 153H95L96 157L94 156L92 149H90V151H92V152H88L89 151L88 149ZM32 147H30V148H32ZM81 147H83V148H81ZM85 148L87 149V152L89 154H87ZM121 148H123V149H121ZM84 149H85V151H84ZM193 149H194V151H193ZM53 150H55V152H53ZM78 151H81V152L78 153ZM124 151L125 152L127 151V152L124 153ZM61 153H62V155H60ZM81 153H84V154L80 155ZM98 153H100V154H98ZM101 153L104 156L101 155ZM77 154H79L78 157L76 156ZM67 155H69V157ZM88 155H90V156H88ZM91 155L94 157H92ZM98 155H99V157H98ZM167 155L169 157H167ZM80 156L82 157L81 159L79 158ZM102 156L104 157L103 159H101ZM171 156H173V157H175V159H177L175 161H177V162L181 161L182 162V163L179 162V164L176 162V164H178L177 165V169L179 171L178 174H174L171 171V168H170L171 165H169V163L167 162L168 159L172 158ZM61 157H63V158H61ZM90 157L92 159L94 158L96 161H94V159L92 160ZM253 157L250 158V162L254 160ZM89 158H90V160H89ZM124 158H126V159H124ZM70 159H72V160L74 159L73 160L74 163L71 162V163L65 164V162H68V161L70 162ZM75 159H78V160H75ZM83 159L85 160V162ZM86 159H88L89 161L87 160L88 162H86ZM80 160L81 161L83 160V163L90 164L89 165L90 168L86 167V164L83 165L82 162L80 163L81 166L83 165L82 170H81L82 167L79 169L80 165H79V167L75 168L76 167L75 164H77V166H78V162H80ZM123 160H125V161H123ZM122 161L124 163H126V165L123 164ZM90 162H94L92 164H95V166L92 165L93 167H95V168H92L93 170L95 169L94 171L91 169V163ZM99 162L101 163V165ZM61 163L65 166H63ZM116 163L114 165H116ZM69 164L71 165L70 169L69 168L64 169V168H67V165H69ZM72 164H74V165H72ZM252 164L255 165L256 163H252ZM252 164H250V165H252ZM106 165H107L106 166V169H107V167L109 165L108 164H106ZM254 165H252L253 168H254ZM98 166H100V167H98ZM117 166L118 165H116V167ZM84 167H86L87 169L89 168V169L87 170ZM110 167H111V164H110ZM255 167H256V165H255ZM72 168H73V170H72ZM96 168H97V170H96ZM78 169H79V172H76V170H78ZM104 169H105V167H104ZM68 170H70L72 172H69ZM86 171H88V173H86ZM125 171H126V174L124 173ZM80 172H81V174L82 173L83 174L85 173V174L81 175ZM74 173H75V175H74ZM115 175H113V176H115ZM127 175H128V177H127ZM125 177H127L128 179ZM1 178H3L2 173H0V179ZM67 178H68L69 182H68ZM106 178L108 181L106 180ZM256 178L253 179L254 184L256 182H257L256 184L260 183L258 181H260L262 178L259 180H257ZM70 179L72 180V182H70L71 181ZM84 179L86 180V182ZM105 180H106V183L110 182L109 183L110 185L109 184L105 185ZM122 181H124V183H123L124 185L122 184ZM80 182H82L81 184L83 186L80 184ZM98 182L102 183L101 184L102 186ZM116 182L117 183L119 182L120 184L118 183L119 185H116L117 184ZM262 182H263V179H262ZM67 183H68V185H67ZM91 183H94V182H91ZM125 183H126V185H125ZM127 183H129V184H127ZM77 184L80 186L81 189H79V186H77ZM135 184H137V185L135 186ZM180 184L181 185L184 184V185L181 186ZM256 184L253 185L254 188H257V189L260 188V186L256 185ZM91 185H93V184H91ZM122 185H123V187H122ZM86 186H87V183H86ZM106 186H107V188H106ZM113 186H114V188H113ZM115 186L119 190L117 189V191H116ZM189 186H191L190 183H189ZM111 187H112V189H111ZM126 187L128 190L126 189ZM134 187L137 190H139V193H137L138 191ZM64 188H63V190L65 191ZM75 189L76 190L79 189L80 192L82 189H84L82 191H84L85 194L82 192H81L82 194L80 192H76V191H74ZM106 189H108V190L111 189L112 191L111 190L107 191ZM113 189H114V192H113ZM141 189L143 190V192ZM183 190H185L186 192H189V194L188 195L185 194L186 196L183 197L181 195V192H183ZM24 191H27V190L25 189ZM91 191H90V193L92 195L93 191L92 192ZM125 191H128V192H125ZM262 191H264V190L261 189V192ZM101 192L102 193L104 192V193L102 194ZM122 192L124 193L125 196L123 195ZM76 193L81 194V195H79L78 200H80V198H81L84 202L86 201L84 203L82 200H80V202L82 201L84 204L83 203L80 204V203L76 202V201H78L75 199V196L77 195ZM110 193H112L113 195H110ZM115 193H116V195H115ZM142 193L143 194L146 193V195L145 194L143 195ZM157 193H158V195H156ZM66 195H68V194L66 193ZM126 195H128L129 197L131 196L130 199L133 200V202L136 201L135 202L136 204L139 203V201H140V203H141L140 207L138 206L140 204L139 203L137 205L135 204L133 206H130V209L127 210V212L124 211V209L125 208L127 209V207H128V205L125 204L126 201L125 202L123 201V200H125ZM263 195L264 194H262V196ZM90 196H88V197H90ZM94 196H95V194L93 195V197H90V198L91 199L94 198V200L97 199V198H95L97 196H95V197ZM122 196H124V198ZM214 196H216V193L214 192V190L208 191L207 197H209L210 200H209V204H207V206L205 208V213L207 215V220H206L205 224H206V227L209 228V233L212 234V235L209 234L210 239L215 237L214 236L215 233H217L216 236H219V238L221 237V239H224V237L226 236L225 230L223 228L222 229L219 228L220 227L219 225H217V227H218L217 228L216 226H214V223H212V221H211V218L215 217L214 216L215 212H218L219 210H221L223 208V206L221 205L222 203L217 204L212 200V198ZM71 197L67 196L68 200H69V198L71 199ZM83 197L85 200L83 199ZM117 197H119V199H116ZM153 199H154V201L152 203L151 201ZM94 200H91L92 201L91 203L95 202ZM116 200H119V201H117L118 204H117ZM143 201L144 202L146 201V203H145L146 205L148 203H150L151 205L153 204L152 207L154 209L152 208L153 210H151L153 213L151 211H149V204L146 206ZM261 201L264 202V200H261ZM69 202H70V200H69ZM100 202H99V204L101 205L102 202L101 203ZM122 203H124L125 206L124 205L122 206L121 205ZM154 203H155V205H154ZM254 203H256V202L254 201ZM142 204H144V205H142ZM258 204L260 205V204H264V203L260 202ZM86 205H87V203H86ZM95 205H98V202H96ZM118 205H119V207H118ZM255 205L256 204H254V206ZM259 205H258V208L261 206V205L260 206ZM116 207H115V210H116ZM255 208H256V206H255ZM181 210H184V209L181 208ZM139 211H140V213H139L140 215L138 214ZM116 212H117V210H116ZM119 212H121V211L119 210ZM119 212L114 214L115 217H116V215H118ZM135 212L137 213L136 216H135V214H136ZM125 213H128V215L126 216ZM132 213L134 214L133 216H132ZM121 216H120V218H122ZM117 217H119V216H117ZM173 218H175V217H173ZM188 219L191 221L193 229H195V231H197L200 228V226L198 225V223H196L194 221L193 213L190 214ZM182 221H183V219L179 220V222H182ZM53 225H55V224H53ZM60 236H62V235H59V237ZM65 237H60V238H65ZM153 239H155V238H153ZM214 247H215V245H213V242L211 241L208 245V248L211 251H214L215 250ZM81 252L84 254L83 251H78L77 255L79 256ZM115 254H117V253L113 252V255H115ZM88 256L89 257L87 259H91L90 256H92V255L88 254ZM92 257H94V256H92ZM84 261H85V258H84ZM3 262H4V260L0 264H4ZM48 264H62V261L60 259H56V261H50V263H48ZM98 264H102V263L100 262ZM103 264H113V263L110 261H107V262H103Z\"/></svg>",
	"mask_w": 264,
	"mask_h": 264
}]
</instances>
